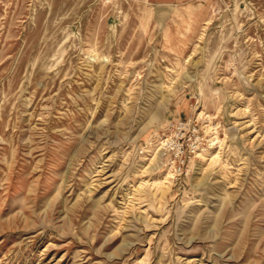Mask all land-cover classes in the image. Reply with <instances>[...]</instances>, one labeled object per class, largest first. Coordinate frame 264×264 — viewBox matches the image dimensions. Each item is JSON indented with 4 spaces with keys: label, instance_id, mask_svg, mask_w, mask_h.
I'll return each instance as SVG.
<instances>
[{
    "label": "rangeland",
    "instance_id": "rangeland-1",
    "mask_svg": "<svg viewBox=\"0 0 264 264\" xmlns=\"http://www.w3.org/2000/svg\"><path fill=\"white\" fill-rule=\"evenodd\" d=\"M0 264H264V0H0Z\"/></svg>",
    "mask_w": 264,
    "mask_h": 264
},
{
    "label": "built area",
    "instance_id": "built-area-1",
    "mask_svg": "<svg viewBox=\"0 0 264 264\" xmlns=\"http://www.w3.org/2000/svg\"><path fill=\"white\" fill-rule=\"evenodd\" d=\"M95 1L109 6L115 0ZM154 147L167 171L175 177H181L187 174L190 161L206 152L207 144L197 119L190 118L187 121L174 122L169 135L154 144Z\"/></svg>",
    "mask_w": 264,
    "mask_h": 264
},
{
    "label": "bare ground",
    "instance_id": "bare-ground-1",
    "mask_svg": "<svg viewBox=\"0 0 264 264\" xmlns=\"http://www.w3.org/2000/svg\"><path fill=\"white\" fill-rule=\"evenodd\" d=\"M210 159V158H209Z\"/></svg>",
    "mask_w": 264,
    "mask_h": 264
}]
</instances>
